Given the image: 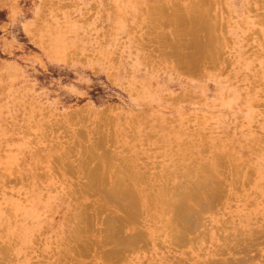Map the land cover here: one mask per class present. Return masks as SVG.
Masks as SVG:
<instances>
[{
	"label": "rangeland",
	"instance_id": "374dc122",
	"mask_svg": "<svg viewBox=\"0 0 264 264\" xmlns=\"http://www.w3.org/2000/svg\"><path fill=\"white\" fill-rule=\"evenodd\" d=\"M199 1L0 0V264H264V0ZM188 24L209 44L179 68ZM135 172L216 184L180 251L158 206L134 247L111 236L98 180Z\"/></svg>",
	"mask_w": 264,
	"mask_h": 264
},
{
	"label": "bare ground",
	"instance_id": "6f19581e",
	"mask_svg": "<svg viewBox=\"0 0 264 264\" xmlns=\"http://www.w3.org/2000/svg\"><path fill=\"white\" fill-rule=\"evenodd\" d=\"M182 1V0H181ZM193 1V0H192ZM199 1V0H198ZM178 2V1H177ZM190 2V1H189ZM200 2V1H199ZM172 3V2H171ZM184 3V2H183ZM188 3V2H187ZM192 3V2H191ZM204 3V2H203ZM202 3V4H203ZM150 5L152 3H149ZM198 4V3H197ZM207 4V3H206ZM220 4V3H219ZM176 5V4H175ZM205 5V4H204ZM144 7V6H143ZM149 6H147L148 8ZM158 7H159V3H158ZM138 8V7H137ZM143 9V8H142ZM150 9V8H149ZM156 9V8H155ZM165 9V8H164ZM171 9V8H170ZM139 10H141L139 8ZM147 10V9H146ZM145 10V11H146ZM144 11V12H145ZM172 10H170L171 13ZM151 12V11H150ZM163 12V11H162ZM191 12V11H190ZM147 13V11H146ZM149 13V12H148ZM164 13V12H163ZM193 14V13H192ZM195 14V13H194ZM193 14V15H194ZM197 14V13H196ZM167 15V14H166ZM172 16H174L172 14ZM179 14L174 16L173 18L177 17L180 18ZM201 16V15H198ZM197 16V17H198ZM204 16V15H203ZM201 16V17H203ZM155 17V16H154ZM169 17V16H168ZM161 18V17H160ZM165 18V17H164ZM172 18V19H173ZM200 18V17H198ZM146 19V18H145ZM148 19V18H147ZM155 19V18H154ZM176 19V18H175ZM191 19V18H190ZM189 19V20H190ZM208 19V18H207ZM151 20V19H150ZM156 20V19H155ZM159 20V17H158ZM201 20V19H200ZM139 21V20H138ZM137 21V22H138ZM202 21V20H201ZM209 21V19H208ZM157 22V21H156ZM167 22V21H166ZM149 23V22H148ZM152 23H154L152 21ZM163 23V22H162ZM197 21L194 22L195 25H193L194 27L199 23V19H198V23ZM146 24V23H145ZM157 24V23H156ZM160 24V23H159ZM170 24V23H169ZM204 24L206 25L207 23H203L199 24L200 26H204ZM178 25V24H177ZM189 25V24H188ZM197 25V26H199ZM163 26V25H162ZM167 26V25H166ZM187 26V24L185 23L182 27V29ZM191 26V25H189ZM188 26V27H189ZM207 26H209L207 24ZM204 26V27H207ZM211 26V24H210ZM148 27V26H147ZM168 27V26H167ZM177 27V26H176ZM175 26L173 27L176 28ZM150 28V27H149ZM179 28V27H178ZM178 28H176L178 30ZM192 29V28L189 27ZM188 28V30H189ZM201 28V27H200ZM210 28V27H209ZM174 29V30H176ZM181 29V30H182ZM187 29V28H186ZM199 29V28H198ZM214 29V28H213ZM146 30V29H145ZM171 30V29H170ZM173 30V31H174ZM176 30V32H178ZM189 30L188 32H190L191 34H194L195 32H193L194 30ZM202 30V29H201ZM200 30V31H201ZM172 31V32H173ZM185 31V32H184ZM203 31V30H202ZM151 32V31H150ZM149 32V33H150ZM162 32V31H161ZM171 32V33H172ZM180 32V34H179ZM177 34H179V36H181L182 33H186L187 30H183V32L181 33V31H179ZM199 32V31H198ZM212 32V31H211ZM165 33V31L163 32ZM204 33V32H203ZM214 33V31L212 32ZM147 34V32H146ZM176 35V33H174ZM187 34V33H186ZM207 35V33H204ZM148 35V34H147ZM175 35H171V36H175ZM194 35L196 37H194ZM190 37V40L185 37H179L180 39L184 38L185 40H189V41H180L178 38L177 40H170L168 42V40L166 41L167 45L170 47L169 49V57H173L174 58V62H176L179 65V68H181V66H185V67H192L196 64H198V61L200 60L201 56L203 55L202 53L204 52L203 50L208 46V41L207 40H203L197 36L196 34H194ZM214 35V34H213ZM169 36V35H168ZM178 35H176L177 37ZM183 36V34H182ZM200 36V35H199ZM211 36V35H209ZM208 36V37H209ZM163 37V35L161 36ZM169 38V37H168ZM201 40H200V39ZM205 38V37H204ZM183 39V40H184ZM210 40L212 38H209ZM152 40V38H151ZM209 40V41H210ZM145 41V40H144ZM149 42V41H148ZM213 43V42H212ZM153 44V43H152ZM165 43H163L164 45ZM162 45V46H163ZM166 45V44H165ZM154 46V45H153ZM156 47V45H155ZM158 47V46H157ZM167 47L166 49L168 50ZM153 49V48H152ZM163 50H165L163 48ZM203 51V52H202ZM159 52V51H158ZM163 52V51H162ZM161 52V53H162ZM206 53V52H205ZM213 54V53H212ZM160 55V54H159ZM164 55V54H163ZM161 55V56H163ZM207 55V54H206ZM166 56V55H165ZM157 57V56H156ZM160 58V57H159ZM167 58V59H168ZM172 58V59H173ZM207 57H204V59ZM211 60V59H210ZM213 62V61H212ZM173 65V64H172ZM178 65H175L178 67ZM174 66V65H173ZM183 66V67H184ZM200 66V65H199ZM194 68V67H193ZM192 68V69H193ZM196 69V68H195ZM183 70V69H182ZM187 70V68H186ZM184 68V71H186ZM197 70V69H196ZM183 71V72H184ZM200 71V70H199ZM197 72V71H196ZM187 73V71H186ZM191 73V72H190ZM185 74V73H184ZM219 147V146H218ZM202 148V147H201ZM215 151V150H214ZM216 153V152H215ZM226 154V153H225ZM219 158V157H218ZM215 159V158H214ZM179 160V159H178ZM87 167V166H86ZM190 167V166H189ZM96 170V169H95ZM94 170V171H95ZM93 171V169H92ZM91 170H89V172H92ZM100 171V170H99ZM96 171L93 173L95 174ZM132 173V172H131ZM214 173V172H213ZM182 175V174H181ZM212 176V175H211ZM214 176V175H213ZM212 176V177H213ZM131 177H135V182L133 181V184L131 187L126 186L124 183L122 184H117L118 186L116 187V185H111L108 183V185L104 184L102 181L100 182L98 180V182L101 184H98L95 180L97 179L94 178L93 182H96L97 186H99L97 188L96 184H94L93 186L96 187L97 189L94 191V195H97V192L100 194V197L102 196L103 198H101V200L103 201V199L105 200V202L107 204L113 203L111 204V215L108 217H106V221L109 223L111 222L114 223L116 226L113 228L110 223L108 224L110 227H112V232H111V236H113L116 241L118 242V245H120V248H126L128 246H133L135 245V243L137 242V240H140V237L142 236L140 231L136 230L135 228H132L130 226V224L134 223V221H136V219L140 216H142L143 214L149 215L151 210L154 208V206H158V208H160L163 212L162 214H164L165 216H167L166 218V230L168 233V236L172 242V244H176L177 248H172L175 251H180V246H184V242H188V240L190 239L189 236H194L197 235L198 231H200V226L204 225V220L206 219V217L204 218L203 212L206 213L205 211H208L209 209L212 208L214 201L216 200V198L218 197V189L216 184L210 179V176L208 177V175L204 179L198 180L196 182H193L192 184H188L187 186H185V182L183 183H176V185L173 184L174 188L171 186L172 184L165 182V184L163 183L162 186H160L157 189H153L154 191L152 192L151 189L149 187L153 186L152 184H146L145 187L140 186L141 183L139 184V175L135 172L131 175ZM103 178V176H102ZM214 178V177H213ZM93 180V179H91ZM145 180V179H144ZM165 180V179H164ZM184 181V180H183ZM186 181V180H185ZM127 182V181H126ZM146 182V181H145ZM90 182L88 181V184ZM106 183V181H105ZM170 184V186H169ZM92 182L90 184V186L88 187L87 185H84L83 188H93ZM143 185V184H142ZM221 185V184H220ZM159 186V185H158ZM148 187V189H147ZM221 190V187H219ZM147 190H149L151 193H149ZM84 191V189H83ZM86 191V190H85ZM87 192V191H86ZM221 192V191H220ZM92 193V192H91ZM96 193V194H95ZM70 195V194H69ZM220 195V194H219ZM73 196V195H72ZM99 196V195H97ZM96 197V196H95ZM127 197L128 203L125 208L124 201H122L123 204H121L120 199ZM72 198V197H71ZM218 200V199H217ZM125 201V202H126ZM220 202V201H218ZM217 202V203H218ZM222 203V202H220ZM88 204V203H87ZM217 205V204H216ZM215 205V206H216ZM100 206V204H99ZM214 206V208H215ZM86 207V206H85ZM113 207V208H112ZM77 209V208H76ZM213 209V208H212ZM211 209V210H212ZM101 210V209H99ZM140 210H143L141 213H139ZM218 210V209H217ZM83 211V210H82ZM102 211V210H101ZM103 212V211H102ZM105 212V211H104ZM216 213V211H215ZM84 214V213H83ZM88 214V213H87ZM109 214V213H108ZM107 214V215H108ZM98 215V214H96ZM100 215V214H99ZM106 216V215H105ZM88 217V216H87ZM86 219V217H85ZM99 220V219H98ZM139 220V219H138ZM208 220V219H207ZM206 220V222H207ZM139 222V221H137ZM141 225V223H140ZM108 226V227H109ZM107 229V228H105ZM108 229V230H111ZM107 230V232H108ZM202 230V229H201ZM90 232V231H89ZM108 238V237H107ZM110 240V239H109ZM108 240V241H109ZM87 241V240H86ZM115 241V242H116ZM139 242V241H138ZM169 242V241H168ZM144 243V242H143ZM116 244V243H115ZM77 245V244H76ZM175 245V246H176ZM81 247V246H80ZM230 249V248H229ZM245 251V250H244ZM109 254V253H108ZM115 255V254H114ZM220 255V254H219ZM118 258V257H117ZM219 259V258H217ZM248 262V261H247ZM213 264H233L231 262L230 259H220L217 261L212 262ZM210 263V264H212Z\"/></svg>",
	"mask_w": 264,
	"mask_h": 264
}]
</instances>
